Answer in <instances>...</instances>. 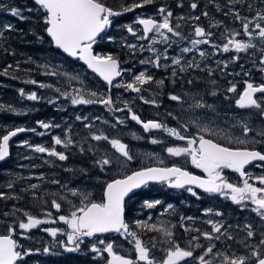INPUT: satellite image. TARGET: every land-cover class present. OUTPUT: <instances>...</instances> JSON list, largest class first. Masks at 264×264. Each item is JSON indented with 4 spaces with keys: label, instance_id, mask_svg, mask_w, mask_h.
<instances>
[{
    "label": "snow or ice",
    "instance_id": "1",
    "mask_svg": "<svg viewBox=\"0 0 264 264\" xmlns=\"http://www.w3.org/2000/svg\"><path fill=\"white\" fill-rule=\"evenodd\" d=\"M36 6L25 7L23 10L19 7H10L7 10L13 17L20 21H25L29 17L25 16L23 12H40L43 13L42 20L46 25L44 31L51 38L52 43L57 49L66 53L69 57L76 58L83 61L84 64L98 74L99 77L106 82L108 86V94L86 89L83 86V81L79 74H71L64 72L61 66H53L50 63L38 64V68H43L44 75L48 76H63L67 79L69 84L72 81H77L81 84L79 88H72L71 92L61 91L60 87L54 84L44 83L35 79L25 81L26 83L38 85L39 88L52 89L59 96L56 99L48 100V103H56L60 97L70 99L73 106L100 104L106 107L109 112H127V118L139 124L144 132L163 131L167 136L175 138V140L184 142V145L168 146L165 151L172 157H187L190 159L192 165L197 169H201L205 176L195 175L183 167H146L140 170L131 172V174L123 175L122 178L112 179L104 184L103 199L95 201L90 198L85 191L71 187L66 184L62 185L61 181L54 179L51 183L59 185L65 192L70 193L72 197L78 199V203H73L68 199V195L64 192L53 194L59 199H51V207L57 212L62 208V202L71 206V211L67 215H59L58 221L63 222L70 229L67 232V244L59 242L62 247L68 252H75L80 249V245L84 243L85 238L97 236V234L118 233L127 239L132 237L135 244V251L137 253V261L127 258L123 255H118L114 250V241L105 242L98 240V244L105 245L103 249L92 245L91 251L103 255L108 253L111 259L108 264H186L189 260H195L197 264H264V174L253 177L246 172V166L253 162H261L257 166H264V151L260 150L257 145H264V83L254 84L249 80L244 81L245 87L242 92L238 94L235 101L236 107L239 109H254L255 112L250 116L230 118L229 120L221 121L219 113L214 104L208 103L204 100L203 95L199 91L187 90L179 93H169L168 99L176 102L181 110L188 114L186 122H181V117L168 112L166 115L177 120V127H169L161 120H142L140 115L133 110L132 102L128 100H121L120 97H113L111 89L123 87L125 90H130L137 94L144 91V85L155 83L157 86L165 84L164 79L156 80V78L148 74L146 71H140L134 75L130 82H119L117 78L122 77L126 69H121L120 60L117 56L112 54H98L94 53L93 46L97 43V38L101 37L108 28L112 26L113 18L121 16L124 13L133 12L135 9H142L146 6L157 3V0H136L129 6H123L122 10H114L112 7L106 6L104 0H32ZM214 2V0H210ZM246 4L248 10L253 11V4L248 0H227V5ZM261 7L255 10V15L252 17L242 16L240 11L235 7H230L229 11L224 12L225 16L231 15L235 21H239L241 30H233L225 28L221 33V39L225 42L222 45L214 43L211 39L215 35L212 31H207L203 26L195 25L193 27V39L189 43L191 47H183L181 53L198 52L199 57L207 59L209 55L218 54L220 51L228 53L234 52L231 59L238 61L240 53H247L249 49H256L257 44L253 40L260 42V61L264 65V0H259ZM217 11H223L219 4L215 5ZM5 6L0 5V9ZM177 7H184L183 0H179ZM189 7L194 11L198 7L196 0L190 2ZM157 14L160 19L154 17H140L136 23L142 26V34H140L132 25L127 26V32L136 37L138 41H148L147 45L143 43H125L124 46L131 50H139L140 52L148 51L152 55L145 60L140 61L141 64H151L153 67L169 68L172 67V77H177V68L180 73L187 72L189 69L201 71L205 69L200 68V64L193 60L185 61L183 57L170 58L167 55V48L161 51L156 47L158 44L170 46L173 38L185 39L183 33L180 31L181 25L179 23L173 24V12L166 6L161 5L157 8ZM204 17H209V13L204 11L201 13ZM177 20L191 19L195 21L200 20V15L195 16H179ZM223 24L222 21L210 24V27L219 28ZM12 31H21L15 29L11 23L0 25V48L3 47L5 39L4 33ZM246 37L242 39L239 37ZM110 40L113 37H108ZM43 39V37H39ZM200 45H209L214 49V53H207L204 50L198 49ZM8 52V49H4ZM14 54V53H10ZM255 55V53H253ZM171 59V64H162V60ZM217 67H220L221 72L228 68L229 61H215ZM222 65V66H221ZM13 65H8L4 71V75H8V69ZM16 68H19L17 63ZM209 76L214 74V70L205 65ZM241 68L243 66L241 65ZM264 72V68L260 69ZM231 74V73H229ZM239 75V73H235ZM250 75V73H245ZM15 78V77H13ZM183 80V77H180ZM114 81H117L114 83ZM173 84L176 80L171 81ZM216 83L215 80L212 81ZM230 83L226 89L227 93H237V84ZM188 85H193L194 80L188 79ZM19 95L29 101L39 102L44 99L43 96L37 94L36 91L26 92L23 88L18 90ZM211 96L219 95L218 90H213L207 93ZM257 94H260L259 96ZM158 94L150 98H145L139 95V99L145 104H151L159 107ZM227 99L228 97L225 96ZM118 103L123 104L119 107ZM11 112L17 115L25 114L22 111H17L12 105L0 104V113ZM115 123L111 125L116 128L117 125H124L125 119L119 116L114 117ZM258 119V122H257ZM76 121L85 122L84 127L90 130V135L83 138V140H76L73 138L71 126L65 130L64 137L60 135L54 136L52 146L33 145L28 140L21 141L19 147L31 149L35 153L44 154L47 157H54L58 161H67L69 155L66 151H58L56 146H61L63 149L71 147L78 148L81 154L85 152L91 154L94 158V165L100 169L101 172L111 170L115 165L117 168H124L127 164L133 161L134 156L131 153L129 145L124 143L118 137H110L104 132L92 131L95 124L94 121H101L102 123H109L107 120H102L101 117H94L89 121L87 116L76 115ZM40 128L44 130L59 128L61 125L52 122L37 121ZM223 124V126H221ZM196 132L193 133L192 129ZM239 128V133L234 129ZM31 131L35 133L36 128L15 127L7 130L0 135V162H4L10 156V141L20 133ZM44 135L45 132L38 133ZM135 136V133H133ZM142 139V137H136ZM87 140L104 141L107 142L114 153L108 151H101L97 145L88 144L87 148L84 143ZM163 140L155 137L150 139V143H163ZM118 154V155H116ZM31 159V157H25ZM45 163L54 166L53 161L45 160ZM162 163V161H161ZM32 165L31 167H37ZM232 170L239 174L242 184L230 182L224 174L225 170ZM71 171V169H65ZM82 174L86 175L87 170H82ZM38 179L43 180L44 176L41 174ZM253 181V182H250ZM150 183H167L168 186L176 189H185L193 196L199 198L195 188L202 189L208 194H219L230 198L232 202L241 206V210L247 207L246 202H250L253 207L250 209L258 217L260 223L254 224L252 222L246 223L243 226L244 236L237 240L228 229L231 225L226 226L222 221L208 220L207 223L211 225V231H203L194 229L199 235L193 236L189 241L188 247H181L174 239V233L169 227H157L156 224L150 226L151 230L162 232L166 238L165 242L168 244L166 249V256L161 261H156L151 254L155 244L151 241L144 242L135 231L130 230V225L126 222V198L131 199L136 190L147 187ZM194 186V187H193ZM8 189L15 187V182L10 181L6 185ZM39 186L32 184L30 186L33 190V197L36 198V189ZM15 194L0 191V200L4 199H19ZM46 203V201H45ZM162 204L161 200H145L144 206L147 208H154ZM168 209L173 208V205H167ZM22 211L13 206L12 212H5V216L15 215L16 212ZM205 214H212L215 216H223L224 213L212 209H207ZM25 219L18 222L14 221V225H10L7 229L8 234L0 235V264H25V257L33 254V249H25L23 245L19 244L14 235L17 231V226L21 231L20 235L23 238H30L26 233L40 227L45 223H56V220L42 219L37 215L23 211ZM47 217H51L52 213L46 212ZM184 219L193 220L192 217H181ZM141 228H149L143 221L135 222ZM171 227H175L172 225ZM239 227V226H238ZM53 238L61 232L58 228H43ZM192 229L185 228V231ZM259 237L257 240L256 237ZM201 237L210 241L206 247L199 243ZM224 240L226 250L217 248L215 242ZM228 241H233L241 246L242 251L238 254ZM69 245H72L71 247ZM203 249L202 254L195 255V249ZM39 252L40 249H36ZM53 247H44L43 253H53Z\"/></svg>",
    "mask_w": 264,
    "mask_h": 264
},
{
    "label": "flooded vegetation",
    "instance_id": "2",
    "mask_svg": "<svg viewBox=\"0 0 264 264\" xmlns=\"http://www.w3.org/2000/svg\"><path fill=\"white\" fill-rule=\"evenodd\" d=\"M216 4H219L223 11H217V8L215 6ZM226 5L227 1L215 2L211 4L208 3L207 6H198L197 9L193 11L190 7L187 6L181 8L177 7V4L171 2L166 4V7H168L173 12V24L179 23L181 25L180 31L183 33L185 39L173 38V42L170 46L160 44V50L163 51L165 48H167V55L170 58L182 56L185 61L193 60L194 62L199 63L200 68L205 70L201 71L200 69H189L187 72L180 73L179 69L177 68V77H172V67H169L167 69H157L151 65L148 66L145 70H143L146 71L148 74L153 75L156 80H165V84L162 86H157L155 83L144 85V87L153 89L155 91L154 94H158L157 98L160 104L158 109H160V114L156 115L154 119L161 120L162 122L166 123L169 127H177L178 122L175 121L173 124H171L167 119L163 117L162 113L164 112L161 111H166L167 108H170L176 112V116H181V110L180 108H178L179 105L176 102L170 101L168 99V94L179 93L187 90H195L199 91L200 93L202 90H207L209 91V93L213 90H218L220 93L219 95L211 96L206 94L207 99L210 98V100L214 103H226L225 105L228 107L229 111L234 112V116L237 118L240 117V113H242L241 115H243L244 117L250 116L252 113L255 112L254 109H239L238 107H236L235 101L238 98L239 92L245 87V80H249L254 84L264 83V72L260 71L261 68H264V65H261L259 63L261 57V53L259 51L261 47L260 42L256 43V49H249L247 53H240L242 55L239 56L242 60L239 59L238 61H232L231 58L235 55V53L232 51L228 53H223L222 51H220L218 54L209 55L207 59H203L202 61H199L200 57L198 55V52L196 51L190 53H181L180 51L183 47H191L189 43L190 39L196 38L193 34V27L195 25L203 26L207 31H212L213 33H215V35L211 37L214 43L222 45L225 42L223 39H221V33L216 34V30H219V32L222 31L224 29L223 25H226L227 28L232 29L231 23L234 19L231 15L225 16L223 13L229 11L230 7H235L238 11H240V14L242 16H245L247 14L244 8L240 9L237 8L235 5ZM157 8L154 7V10L146 11L144 13L134 12L132 14L160 19L159 15L157 14ZM186 11H188L189 13H187ZM204 11H207L209 13V17H204L203 15H201V13ZM189 14H191V16L192 14L193 16L200 15V20L195 21L191 19H176V17L179 16L189 17ZM219 21L223 22V24L219 28H211L209 26V22L214 23ZM202 23H206V25H202ZM123 26H126V23H123ZM134 28L140 34H142V26L137 25ZM112 30L113 28L111 26L106 30V32L102 36L101 45L104 49L103 53L105 54H113L112 52H109L110 50L108 48V42L110 41V39L107 38L109 36H112ZM122 30H124V28L120 29V32H122ZM185 31H187L188 33H185ZM117 34L118 33H113V35H115L114 38H116ZM127 34H129V37L131 39L134 38V36H132L130 33L127 32ZM114 42L115 46L117 47H114L113 49H115L116 55L120 60L121 69H125L126 66L129 65V67L133 68V73H135L140 67H142L143 64H141L140 61H142L143 54H151L148 51L140 52L139 50H135L132 57V61H130L128 65H126L125 61L127 56L129 55L125 50L127 48L124 46L125 43L123 42V40L120 41L118 39ZM136 43H138V41H136ZM120 47H123L124 49L122 48V51H120ZM198 49L204 50L205 52L209 53V51L212 50V47H210L209 45H200L198 46ZM253 53H255V55H253ZM215 61H229L228 68L222 73V76L218 74V71L221 69L220 67H217ZM161 63L171 64V59L167 61L162 60ZM124 65L126 66L124 67ZM205 65L213 69L215 75L209 76L208 70L207 68H205ZM241 65L243 66V68H241ZM125 72L127 71H124L122 77H119V82H123L128 78L126 77ZM235 73H239V75H236ZM245 73H250V75H245ZM180 77H183V80H181ZM214 77L217 80L216 83L209 84L208 81L210 79H214ZM173 79L176 80L175 84L171 82ZM188 79H193L194 84L188 85ZM229 82L237 84V93L226 92V89L230 86ZM39 90L41 92V89ZM233 95H235V97L230 98V96ZM257 95L259 96L260 94ZM225 96H227L228 98L226 99ZM36 106L41 108V113L43 106L42 103H37ZM31 111V109H28L25 114H20L18 116L21 121L20 123H16L15 119H12V115L10 114L7 117V120L4 121V123L1 121L5 129L3 128V130H0V135L4 134L7 130H11L15 127H26L29 129L36 128L37 131L35 133L31 131L24 132L12 139L10 141L11 154L8 160L0 163V191L8 192L9 194H15L20 197L19 199L15 200H0V235L8 234V227L10 225L16 226L13 223L14 221L18 222L21 219H25V217L23 216V211H27L31 214L37 215L42 219L50 218L51 220H58V212L51 207L50 203L51 199L53 198L59 199L58 196L53 195L58 193V190L56 188L57 185L51 183L52 180L58 179V174L55 169L57 167L58 160H56V158L54 157H47L44 154L35 153L31 149L18 146L20 142L24 140H28L33 145L52 146V138L57 135V133H55L56 131L54 130H44L40 128L39 125L36 124V121L41 120L42 115H39V113L32 114ZM143 117H147V120L148 118L152 120V116H150L149 114H145ZM40 132H45V134L39 135L38 133ZM192 132L195 133L196 129L193 128ZM156 134L162 136L167 140V147L184 145V142L175 140V138L167 136V134L163 131H157ZM56 147L59 151L60 147ZM256 147L264 151V145H257ZM62 149L63 148L61 147V150ZM155 154L156 151H151L150 157H154ZM25 157H31V159H25ZM45 160L53 161L54 166H50L49 164L45 163ZM152 160L155 161H153L149 165H142V168L171 167L175 165L183 167L185 170L198 176L206 175L201 169L195 168V166L191 164L190 159L187 157H175L174 159H170L162 163L157 158H153ZM259 164H261V162L256 161L246 166V172H248L253 177L264 174V166H257ZM32 165L38 166L31 167ZM41 174H43L44 176L43 180L37 178ZM224 174L227 176L230 182L242 184L243 178H241L238 173L226 169ZM10 181L15 182V187L13 189H8L6 187V185ZM32 184H37L39 186L35 190L36 198L33 197V190H31L30 188ZM150 185H164L167 187L168 193L162 194L160 192H151L143 194L140 192L141 190L136 192V194L130 200L126 199L125 219L126 222H128L130 225V230L137 232L138 236L144 242L147 243L151 241L156 245L155 248L152 249L151 254L155 257L156 261L158 262L166 256V249L168 248V244L165 242L166 238L163 236L162 232L151 230L150 226L152 224H156L158 228L161 226L171 228L174 233L175 241L178 242L181 247H188L189 241L192 239V237L199 235V233L194 231V229L198 228L201 230V232L211 231V225L207 223L208 220L222 221L226 226L231 225L228 231L233 236H235L237 240L241 239L244 236V224L249 222H252L254 224L260 223L259 217L250 210L253 207L250 202H246L247 207L244 208V210H241V206L232 202L230 198L220 196L219 194H208L205 193L202 189H194L199 196V198H197L186 190L187 186L185 189H176L168 186L167 183H150ZM65 194L68 195V197L72 200L74 199V197H72L70 194ZM100 198L102 200L103 196L101 195ZM145 200H161L162 204L157 205L154 208H147L146 206H144ZM169 204L173 205V208L168 209L167 205ZM13 206H15L16 209H20L22 211L16 212L15 215L5 216V212H12ZM207 209H212L213 212H222L224 213V215L215 216L212 214H205ZM49 211L52 213L51 217L46 216V212ZM144 212L147 214L148 217L149 228H141L135 223L137 217L143 214ZM181 217H192L193 220L184 219L182 221ZM172 225H175V227H171ZM50 226L52 227L55 225H53V223H50ZM41 227L43 228L44 224L36 229L27 232L26 236L30 238H23L20 235L22 230H20L17 226V231L14 235V239H16L19 244L23 245L25 249H33V254L25 257V264H108V253L104 252L103 255L94 253L90 251V248L87 247L85 244L80 245V249L78 251H62L63 253L60 254L58 245L54 242L55 238H53L48 232L43 231ZM186 227L192 230L185 231ZM101 239L104 240L106 243L114 241V246H122L126 242H132L131 240L128 241L123 235L118 233H108L91 238H85V240ZM256 239L258 240L259 237L257 236ZM199 243L203 244L206 247L209 243L212 242L207 241L203 239V237H201ZM215 243L217 244L218 249L222 251L226 250L223 239ZM228 243L232 245V248L235 249L238 254L242 251L241 246L239 244L233 241H228ZM44 247H53L54 252L45 254L41 251V249H43ZM97 247L103 249L105 245L97 244ZM36 249H40V251L36 252ZM194 251L195 255L198 256L202 254L203 249H195ZM118 252L124 254V251L122 249ZM124 255L130 259L135 257V259L137 260V253H133L132 255ZM91 257H93V260L91 259ZM186 264H197V262L195 260H189L186 262Z\"/></svg>",
    "mask_w": 264,
    "mask_h": 264
},
{
    "label": "rangeland",
    "instance_id": "3",
    "mask_svg": "<svg viewBox=\"0 0 264 264\" xmlns=\"http://www.w3.org/2000/svg\"><path fill=\"white\" fill-rule=\"evenodd\" d=\"M210 4L211 3H215V2H220V0H214V2H210V0H207ZM249 3L253 4V11H249L247 8V5L245 4L244 6V10H246V15L248 17H252L255 15V10L259 9L261 7V5H257V0L253 1V0H248ZM187 13H189L188 11H186ZM129 13H133V12H129ZM215 14V12H214ZM125 15H127V13L122 14L121 16L118 17H114L113 18V23H112V37L114 38L115 35H113V33H118L116 35V38L111 39L113 42L115 40H120L124 43H136V41H138L136 39V37L134 38H130L129 34H127L126 32V28L129 25H132L134 27H136L138 24L136 23L137 19L140 17H143V15H137L135 17L134 14L130 15V18H127L126 20L122 19V17H124ZM188 15V14H187ZM145 16V15H144ZM189 16H191V14H189ZM193 16V14H192ZM123 23H126V26H123ZM209 22V26H210ZM237 23V24H236ZM224 29L222 31L219 32V30H216V34L217 33H223L226 25H223ZM231 27L233 30H241V25L239 21H235L233 20V22L231 23ZM122 32H120V29H123ZM212 28V27H211ZM185 33H188L187 31H185ZM108 38V37H107ZM242 39H246V37H239ZM110 40V41H111ZM134 40V41H133ZM254 43H258V40H253ZM138 43H143V44H147L148 41H138ZM123 48V47H122ZM157 48L160 49V44L157 45ZM124 49V48H123ZM127 51V54L129 56H127L125 64L128 65V63L130 61H132V57L134 54L135 50H131L129 48L125 49ZM209 53H214V49L212 48V50L209 51ZM98 54H105V53H101L98 52ZM149 55L151 54H143L142 60L147 59L148 57H150ZM236 55V54H235ZM238 55H242V54H238ZM203 59L200 57L199 61H202ZM240 60H242L240 58ZM47 63H50L53 66H61L62 70L64 72H68L71 74H79L80 79L83 81V86L86 89H91L93 91H97V92H101L104 94H108V86L106 87L95 75L89 73L86 68L84 66H82L79 63L73 64V63H63V62H56V61H49ZM79 64V65H78ZM124 65V67L126 66ZM148 66H151V64H143L142 67H140L138 69V71H136L135 73H133V68L126 66V70H128L127 72H125L126 77H128L125 81H123V83L126 82H130L132 80V78L134 77V75L138 74L140 71L145 70ZM240 71V70H239ZM221 70L218 71V74L220 76H222ZM215 75V74H213ZM46 79L45 80H41L40 82H44V83H50V84H54L57 87L61 88V91H69L71 92L72 88H79L81 87V84L77 81H72L70 84L67 81V79L63 76H58L57 78H59V80H57L54 76H48L45 75ZM98 80H97V79ZM216 80V78L214 77V79H210L208 81L209 84H213L212 81ZM31 87L29 89H26L24 87H20L18 88L21 89L23 88L26 92H31V91H36L38 95L43 96L44 99L39 101V102H34V101H29L27 99L22 98L21 96V101H19L18 103H11L8 104L5 101H0V104H4V105H12L13 107H15L17 109V111H22L24 113H26V111L28 109H31V113H35L38 114L41 110L40 107L36 106L37 103H43V109H47L48 107L51 108L52 111H57V114H52L51 117L49 118H45V119H41L38 121H45V122H52L54 124H59L61 125V127L59 128H52L50 130H54L56 131L55 133H57V135H61V137H64L65 134V130L71 126V131H72V135L73 138L76 140H83V138L86 137V133L88 135H90V130L86 129L84 127V123L88 122H81V121H76L75 117L76 115H80V116H87L89 118V121H92L94 117H101L102 120H107L109 123L105 124L102 123L101 121L97 120L94 121L95 127L94 129H92V131H97V132H104L105 134L109 135L110 137H118L120 139H122V141L126 144L129 145V148L131 150V153L134 156L133 161L129 162L127 164L126 167L124 168H117L115 165L112 167L111 170L105 171V172H101V175H99V177L97 179H99L98 182L103 184V188H104V184L107 183V176L106 173L111 174L114 178L116 177H122L123 175H127L130 172L140 169L142 168V165L144 164H151L153 161V158H157L159 161L165 162L167 160L170 159H174L175 157H172L170 155H168L165 151V148L167 147V140L165 138H163L162 136H159L156 134V132H150V133H146L144 132V130L142 129V127L137 124L135 121H131L130 119L127 118L128 114L127 112H109L105 106L100 105V104H91V105H79V106H73L70 103V99H64L63 97H60L56 103H48V100L50 99H56L59 94L56 93L55 91H53L52 89H47V88H39L38 85H33L30 84ZM214 87V86H213ZM41 89V92L40 90ZM242 91V90H241ZM240 91V92H241ZM154 90L153 89H149L147 87H144V91H142L141 94H137L135 92H132L130 90H125L123 87L121 88H115L113 87L111 89V95L115 98V97H120L121 100H128V101H134L132 102L131 106L133 107V110L136 111L142 120H147V117L144 118L143 116L145 114H149L150 116H152V120H154V118L156 117V115L160 114V109H158V107L153 106L151 104H145L143 103L138 97L139 95H143L145 98H150L152 97L154 94ZM225 92V91H223ZM239 92V93H240ZM207 93H209V91L207 90H202L201 94L204 97V100H206L208 103L210 104H214L217 108V112L219 113V119L221 121L224 120H229V122H232L230 118H236L237 117L234 116V112L229 111L228 107L225 105L226 103H214L209 99H207ZM235 95L230 96V98H234ZM119 107H123V104L118 103ZM178 108H180V106H178ZM181 110V108H180ZM164 112L162 113L163 117L165 119H167L171 124H173L175 121V119H173L172 117L167 116L166 114L168 112H172L175 115V111L173 109L167 108L166 111H161ZM179 112V111H178ZM6 113H11V112H6ZM181 113V122H186L188 119V114L183 112L182 110L180 111ZM14 114V113H13ZM242 113H240V117H243V115H241ZM116 116H119L121 118L125 119V124L124 125H117V127L114 129L111 127L112 124L115 123V118ZM239 117V118H240ZM148 120H150L148 118ZM37 124V121H36ZM38 125V124H37ZM0 126H2V123L0 122ZM223 126V124L221 125ZM61 129V131H59ZM234 131L238 132L240 131L239 128L234 129ZM133 133H135V136H133ZM88 137V136H87ZM136 137H142V139H137ZM157 138L160 140H163V143H158V144H152L150 143V139L151 138ZM93 144V145H97L101 151H108L110 153H114V150L111 149V146L104 141H100V142H96V141H91L89 140V142L87 141L86 144ZM85 144V143H84ZM70 149H74V147H71L69 149H63L65 150H70ZM151 151H156V154L154 157H150L151 156ZM118 155V154H116ZM182 158V157H179ZM110 181V180H109ZM142 193H151V192H160L162 194H166L168 193L167 187L164 185H148L147 187L143 188ZM60 192H65V191H60ZM86 193L89 194L90 198L95 200V201H100L101 198L100 196H103V189L101 194H96L97 196H95V194H92V192L89 191H85ZM67 193V192H65ZM70 194V193H68ZM71 195V194H70ZM69 200H72L71 198L68 197ZM73 203H78V199L76 197H74V199L72 200ZM71 211V206L68 205L67 203L62 202V208L60 210V212H58V216L59 215H67L69 212ZM141 216V217H140ZM44 219H50V218H44ZM51 220V219H50ZM58 221V220H57ZM56 223H53V225L55 226H50V223H45L43 228H58L61 230L60 233H58V235L55 237V244L58 245V249H59V253H63L64 252H68L65 250L64 247L61 246V244L59 242H63L64 244H67V232L70 231V229L67 227V225H65L63 222L58 221ZM136 221H143L148 225V217L147 214L144 212L143 214L139 215L137 217ZM41 227V229H43ZM57 239V240H56ZM128 241H132L131 243L126 242L124 245L119 246V245H115L114 246V250L117 252L118 255H123L124 254H129L132 255L133 253H136L135 251V244H134V240L133 238H127ZM97 241L98 240H85L83 244L81 245H86L87 247L92 248L93 244H96L97 246ZM129 243V244H128ZM70 247L72 245H69ZM124 251V254L119 253L118 251L120 250ZM41 251L43 252V249H41ZM109 256V254H108ZM91 259L93 260V257H91ZM98 259V258H97ZM111 259V257L109 256V260ZM99 260V259H98ZM132 260L137 261L134 258H132ZM140 262H137V264H139ZM143 264V263H140Z\"/></svg>",
    "mask_w": 264,
    "mask_h": 264
},
{
    "label": "trees",
    "instance_id": "4",
    "mask_svg": "<svg viewBox=\"0 0 264 264\" xmlns=\"http://www.w3.org/2000/svg\"><path fill=\"white\" fill-rule=\"evenodd\" d=\"M227 0H220V2H226ZM256 1V0H253ZM257 5L259 0H257ZM106 6L112 7L114 10H122L123 6H129L136 0H104ZM178 4L179 0H157L156 4L151 6H146L142 9H135L134 12H146L154 10V7L157 8L161 5L166 6L167 3ZM192 0H183L184 7H189ZM198 6L204 7L209 3L207 0H196ZM0 5L5 6L0 9V25L4 24H13L15 29L21 31H12L5 32V39L3 41V47L0 48V101H5L8 104L18 103L21 101V97L18 92V88L24 87L29 89L31 85L25 81L30 79H35L37 81L45 80L46 77L43 74L45 69L38 68V64L47 63L49 61L63 62V63H73L74 61L69 60L63 56L58 50L54 49L51 41L46 37V32L44 31L46 25L43 23L42 15L40 12H23V14L29 19L25 21H20L16 17H13L10 12L7 10L10 7H19L22 10L25 7L35 8L32 0H0ZM237 8L243 9L245 4L235 5ZM129 13V12H128ZM122 17L126 20L132 15L128 14ZM126 14V13H125ZM137 15H135L136 17ZM206 25V23H202ZM43 37V39H39ZM112 37V36H109ZM115 42L112 40L108 42L109 52H112L114 56L116 55ZM4 49H8V52H5ZM95 52H104V49L101 45V40L98 41L94 46ZM122 51V47L119 48ZM14 53V54H10ZM17 63H19V68H16ZM77 63V62H76ZM8 65H13L12 68L8 69V75H4L3 71ZM79 65V64H78ZM15 77V78H13ZM57 80L59 78L55 77ZM97 79V78H96ZM98 80V79H97ZM43 104V103H42ZM57 114V111H52L50 107L43 109L42 112H39V115H42V119L51 117L52 114ZM12 115V119H15L16 123H20L19 115L13 113H0V122L4 123L7 120V117ZM35 114V113H33ZM1 122V123H2ZM3 123L0 126V130H3ZM5 129V128H4ZM61 131V129L59 130ZM61 136V135H60ZM89 136L86 133V137ZM89 142V140H87ZM90 144V143H89ZM88 144H84V147L87 148ZM59 151L61 146H59ZM69 155L67 161H58L56 172L58 180L61 181L62 185H67L69 188L75 187L83 191L92 192V194H101L103 189V184L98 182L99 175L101 171L98 167L94 165V158L91 154L85 152L81 154L78 151V148L65 150ZM65 169H71V171H66ZM82 170H87V174L83 175ZM107 181L112 180L114 177L111 174L106 173ZM57 192L65 191L59 185L56 186ZM142 193V191H140Z\"/></svg>",
    "mask_w": 264,
    "mask_h": 264
},
{
    "label": "water",
    "instance_id": "5",
    "mask_svg": "<svg viewBox=\"0 0 264 264\" xmlns=\"http://www.w3.org/2000/svg\"><path fill=\"white\" fill-rule=\"evenodd\" d=\"M103 34V33H102ZM101 34V35H102ZM46 37L51 41V38L47 35V33H46ZM51 43H52V41H51ZM52 46H53V48L54 49H56V50H58L61 54H63L64 56H66L67 58H69V59H71V60H78V59H76V58H72V57H69L66 53H63V51L62 50H60V49H57L55 46H54V44L52 43ZM94 51V50H93ZM95 53V52H94ZM80 61V60H79ZM80 63H81V65H83V66H85V68L87 69V71H89L90 73H92V74H94L99 80H101L103 83H105L106 84V82H104L103 81V79L101 78V77H99L98 76V74H96V73H94V72H92V70L91 69H89L85 64H84V62L83 61H80ZM119 78H117V80H118ZM115 82V81H114ZM20 134H22V133H20ZM20 134H18V135H20ZM17 135V136H18ZM16 136V137H17ZM15 138V137H14ZM13 138V139H14ZM9 158V157H8ZM8 158L6 159V160H8ZM5 160V161H6ZM1 163V162H0ZM138 170H140V169H138ZM135 171H137V170H135ZM134 172V171H133ZM129 174H131V173H129ZM122 178V177H121ZM115 179H118V178H115ZM194 187V186H193ZM142 189V188H141ZM140 189H138V190H136V192H138ZM103 194H104V189H103ZM127 199V198H126ZM105 234H108V233H105ZM110 234V233H109ZM99 235H103V234H97V236H99Z\"/></svg>",
    "mask_w": 264,
    "mask_h": 264
},
{
    "label": "bare ground",
    "instance_id": "6",
    "mask_svg": "<svg viewBox=\"0 0 264 264\" xmlns=\"http://www.w3.org/2000/svg\"><path fill=\"white\" fill-rule=\"evenodd\" d=\"M192 23V22H191Z\"/></svg>",
    "mask_w": 264,
    "mask_h": 264
}]
</instances>
